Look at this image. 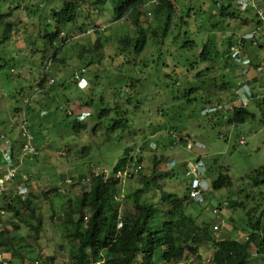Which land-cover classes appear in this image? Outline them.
Instances as JSON below:
<instances>
[{"label":"trees","instance_id":"16d2710c","mask_svg":"<svg viewBox=\"0 0 264 264\" xmlns=\"http://www.w3.org/2000/svg\"><path fill=\"white\" fill-rule=\"evenodd\" d=\"M34 1L0 0L1 43L8 44L7 48H9L14 37L18 39L19 35L24 36L30 32L33 36L40 38L46 49L51 51V66L53 64L68 65L66 58L69 56L67 55L65 58L66 51L71 50L74 55L76 52L78 62L74 64L81 62L82 65L74 68L71 75H65L66 82L72 77V83L75 86L76 82L73 77L75 72L84 69L87 72L88 68L96 65L97 61L102 59L110 64L108 67L111 70L114 69L119 74V80H114L121 85H114L110 96H107L106 93L95 95L93 87L90 86L92 81L89 80V85L84 90L85 94L70 97L64 92L61 93V96L58 92L60 88L68 92L69 89L65 81L56 87V83L48 84L47 79L49 78L46 77L41 80L40 86H37L38 89L33 90L36 92H32L31 97L26 99L23 108L16 111V118H19L20 122H23V117L29 121L27 114L36 115V107L44 109L45 117H49L53 111L51 107L54 106V111L62 109L66 119H74L71 132L79 136L81 133H86L88 125L84 121L85 119L79 115L75 116L70 109L69 103L76 102L81 108H90L92 112L89 113V116L97 118V122L92 128L93 135H96L98 125H104L106 126L105 138L110 139V142H114L113 140L119 142L118 148L121 149L122 140L120 139L133 123L129 114L130 105L135 103H133V92L130 88L143 84L181 86L184 83L179 78L180 73L176 65L182 66L185 69L184 73L190 75L192 72L191 76L194 79H201L218 71L221 60L224 65L217 84H208V79L205 81L203 78L200 86L184 90L186 93L182 92L185 99L183 104L197 101L198 110L214 125L226 124L236 127L256 118V115L249 111V105L241 106L236 101L234 89L241 80L248 83L253 91L255 85H258L264 92V81H262L264 80V66L261 65L264 62V37L257 36L253 39L240 37L239 42L234 44L230 35H226L227 37L224 36L220 40L216 37L205 40L203 35L192 36L193 26L189 27L192 22L190 21L192 19L191 9L188 8L187 0H53L45 6L39 5V1ZM224 1L225 3L215 2L217 12L214 17L216 20L215 24L210 25V30L224 31L227 27L232 28L237 20H241L246 26L253 25L257 15L249 18L244 14L248 11L253 13V8L243 9L241 5L232 0ZM106 9H109L110 12L106 13ZM43 12L46 17L44 23L41 21ZM17 14H19L21 29L12 26V19ZM24 14L29 15V22L34 25V29L27 28L23 19ZM85 14L88 16L85 17ZM83 16L87 18V21L83 20V23L80 24L79 19ZM103 19L113 24L115 22V30L109 31L108 25L103 26L104 22L108 24ZM74 25L78 26L77 30H74ZM184 30H188L184 34L185 37L182 33ZM79 32H82V35L86 37L90 36L93 43L89 44L90 46L85 43L78 44L76 40L81 37L78 35ZM235 46L243 50L246 49L251 56L253 68L249 69L247 74L238 73L237 76H233V73L229 71L231 66L233 71L237 70L230 60L232 49ZM176 51L181 54L174 58L172 54ZM132 52H135L137 57L143 55L142 59L136 60L135 57L132 59L130 55ZM163 52L167 58L164 67H170L172 70L171 73L164 76L151 70V66L154 67L161 59ZM58 54L59 58H57ZM154 54H156V58H153ZM175 62L176 65L172 68ZM260 66L262 69L258 70ZM2 67L0 66V69ZM230 73L233 77L232 80L230 79L231 81L228 79ZM50 92H53L54 95L49 97ZM125 92L130 94L124 95ZM253 94L254 99L251 101L260 108L264 122V94L257 98H255L257 93ZM36 96L40 98L35 101ZM59 96L64 99V104L57 102L56 98ZM154 98L157 97L154 96ZM164 100L165 102L171 101L166 98V95ZM168 106L166 107L163 103L157 107V110L155 108H151V110L156 112L158 117L159 115L164 116L167 114L165 113L167 108L170 107V110L176 107V105ZM207 106L219 107L214 113L203 114L202 110ZM23 110L26 112L18 115ZM136 120L137 118L135 122ZM156 128H159L158 125ZM159 130L161 129L159 128ZM168 136L173 138L174 145L180 144L183 148H185L186 141L192 139L191 135L187 133L184 137H179L173 129L168 133ZM221 137L225 136L221 135ZM156 143L155 149L158 154L151 159L152 168L149 175L142 174L141 151L130 152L136 145L132 149H124L122 157L118 159L107 175L91 171L86 177L87 173H81L85 164L71 163L74 172L80 174L77 175V179L82 182L86 181V189L75 200H66L65 204L62 202L66 197V192L68 194V187L75 183L74 177L70 180L66 179L59 189L57 187L50 190L43 188L41 193L38 191L34 193L29 186V197L24 201L17 196V185H14L12 191H9L10 203L7 204V210L12 214L13 221L11 223L15 230V236L6 234L3 227H0V256H2L0 264H8L9 261L11 262V258H17L21 262L24 260L21 251L14 245L15 237L27 243L25 238L19 234L22 227L30 228L34 232L35 240L42 233L44 220L42 215L37 213L38 206L33 200L37 193L43 200L50 203L51 209L55 205L52 195L56 194L60 198V204L55 205L56 208L52 209L49 220L51 223L57 220L60 222V247L63 249L67 247L70 254V259L64 261L63 264H174L185 260L187 252L198 257L201 246L206 242L211 243L213 247L211 264H264V208L261 207V204H257L254 215L253 208L246 209L247 205L241 198L246 195L245 198L250 199L251 194L248 192L242 193V197L229 199L220 204L218 209H221V205L226 206L227 204L226 207L231 209L232 213L241 215L243 223L242 225L237 223V225L243 236L235 239L234 235L230 233L233 237L226 235L224 238L216 239L210 224H199L193 216L187 214L186 210L191 201L188 200L186 193L180 195L163 190L161 180L164 178L174 179L179 173L169 170L160 171L159 165L162 162L166 163L169 157L163 153L165 145L162 146L159 141ZM35 147L39 150L42 145L35 143ZM90 149L92 146L85 147L82 150L81 158L87 157ZM27 156L30 155L27 154L24 161H33ZM34 160L37 164L38 156H35ZM2 164L0 152V171ZM89 166L90 164L87 165V167ZM127 167L129 171L124 173ZM64 168L59 170V174L57 173L58 181H64V177H66L64 172L75 176L70 168H66V170ZM21 173H23L22 167L18 174ZM212 173L210 170L209 175ZM25 175L27 176V174ZM32 175L34 177L35 173ZM138 175L140 179L135 182V177ZM247 180L255 187L264 186V166L248 175ZM127 181L134 182L135 186L128 194H125L123 191ZM230 185L231 178L221 167V171L219 169L217 177L213 180L212 190L217 191ZM65 189H67L66 192H64ZM152 192L156 193L152 195ZM261 196L263 197L262 194ZM58 208L60 211L57 210ZM217 212L220 211L217 210ZM64 242L66 243L63 246ZM39 257L44 260V264H56L53 258L49 257L46 260V258Z\"/></svg>","mask_w":264,"mask_h":264},{"label":"rangeland","instance_id":"374dc122","mask_svg":"<svg viewBox=\"0 0 264 264\" xmlns=\"http://www.w3.org/2000/svg\"><path fill=\"white\" fill-rule=\"evenodd\" d=\"M38 1L40 3L39 5L43 6L47 5L48 2H53V0H35L34 2ZM187 2L189 3L188 8L191 9L192 19L190 21L192 22L189 27L193 26L191 31L193 34L192 36L199 37L203 35L205 40L210 37H216L220 40V38L230 35L234 40V44H237L241 34H248L255 31L254 25H243L244 22H241V20H237L236 24L232 25V28L227 27L224 31L220 29L216 31L210 30V25L215 24L216 20L214 17L217 12L215 2L225 3V1L187 0ZM255 2L264 9V0H255ZM108 10L109 9L105 10L106 13L110 12ZM244 14L245 17L248 16L250 18L255 16L256 12L253 10V13L252 11H248ZM86 16L88 15L85 14V17ZM23 19L29 30L35 28L34 25L30 24L28 14H24ZM83 20L86 22L87 18H84V16L81 17L79 23H83ZM103 20L107 21L105 19ZM41 21L42 23L46 22L44 12L41 14ZM88 22L90 21L88 20ZM107 23L108 24H105L104 22L102 25H108L110 27L109 31H114L116 28L115 22L113 24L107 21ZM12 26L13 28H22V26L19 25V14L12 19ZM73 28H75L74 30H77L78 26L74 25ZM185 32H188V30L182 32L184 37ZM78 35L81 36L76 40L78 44L85 43L87 46H90L89 44L93 43L90 36V38L86 37L85 35H82V32H79ZM16 38L17 37H14L9 48H7L8 44L1 43L2 39L0 38V66H3L0 69V135L4 133V136L6 137H11L12 135H18L20 133V119L16 118V111L19 108H23L24 102L28 97H31L30 95L32 92H36L33 90L38 88L37 86L41 80L47 77L49 78L47 79L49 83L50 79H54L56 83L55 86L57 87L65 81V75H71L74 68L82 65L81 62L74 64L78 62L76 52L74 55L73 51L69 50V52L66 51L65 53V58L67 55L69 56L66 58L68 65H49L46 72L45 67L46 64H48L47 60L52 57V53L50 50L46 49L43 41L40 38L33 36L30 32L29 34H24V36L19 35L18 39ZM92 38H95V36H92ZM180 41H182V39H180ZM164 53L165 52L162 53L159 62L156 63L154 67L151 66L153 72H159L163 76L172 71L170 67H164L165 61L167 60ZM180 54L181 53L176 51L172 54V57L175 58ZM130 55L132 59L135 57L136 60L142 59L143 56L139 55L137 57L135 56V52H132ZM59 57L58 54L57 58ZM153 58H156V54L153 55ZM109 65L110 64H107L106 61L100 59L97 61L96 65H93L87 70V86L89 85V80L92 81L90 86L93 87L95 95L106 93L107 96H110L112 95L114 85H121L118 81L114 80H119V74L115 72L114 69L111 70V68L108 67ZM175 65L176 62L173 63L172 68H174ZM223 65L224 62L221 60L219 62L218 71L213 72V75H210L209 77L204 76L201 79H194L191 76L193 75L192 72H190V75L184 73L185 69L182 66L176 65L178 67V72L180 73L179 78L185 86L183 84L181 86H151L150 84H143L142 86H133L130 88L133 92V103H135L134 105H130L129 114L133 123L127 130V133L125 132L120 139L122 140L121 149L118 148V145L120 144L119 142H115L116 140L110 142V139L105 138L106 126L101 124L98 125L96 128V135H93L92 128L96 124L97 118L95 116H88V114L92 112L90 108H81L76 102L69 103L70 109L75 116H81L80 114L82 112L88 113L86 115L88 117L84 120L88 125L86 133H81L79 136H76L71 132L74 119H66L62 109L54 111V106H52V113H50L49 117H45V110L36 107L37 109L35 111H37V114H27V117L29 118L31 125L29 128H31L35 137L34 142L37 145H42L38 153L39 162L36 164V160L24 161L23 159V162L21 163L20 159L22 153L19 150L18 145L15 146L14 153L16 162H20L22 172L27 174L29 178L30 190L34 193L35 191L41 193V189L43 188L50 190L51 188L57 187L59 189L66 179L70 180V178L74 177L73 179L75 183L68 187V194L66 192L67 189L64 191L66 192V197L62 204H65L66 200L69 199L75 200L81 195L82 191L86 189V181L82 182L77 179L80 174L78 175L77 172H74L71 163L76 165L85 164L86 166L83 167L85 169L82 168L81 170L83 172L81 173H87L86 177L89 176V172L91 171L105 173L107 175L112 170L113 166H115L118 159L122 157L124 149H132L134 145H136V147L130 152L133 153V151H135L138 153L141 151L142 174L149 175L152 168L151 159L154 155L158 154V151L155 148L157 144L156 142L159 141L162 146L165 145L163 153L168 157L172 156V158L178 160V163L185 160H194L199 154H202L205 163L213 170L211 176L212 179L217 177L219 169L221 171V167L226 170L231 178V185L209 193L205 203H191L186 212L193 216L199 224L202 222L210 225L211 223L214 225L220 224L222 228L218 232H220L219 236L221 238L230 233L234 235V238L235 236L236 238H241L243 234L240 233L241 230L238 229L237 225V223H239V225H242L243 223V220L241 221V215H238V213H232L231 209L223 205H221L219 213L214 210H217L220 204H223L224 201L242 197V193L245 194L246 192L251 194L250 199H246V195L241 198V200L247 205L246 209L253 208L254 215L258 203L264 208V186L255 187L249 180H247L248 175L264 166V122L261 110L250 100L248 108L250 112L256 115L254 120L251 119L236 127L226 124L214 125L207 117L201 114L200 110H198L199 104H197V101L183 104L185 99L182 95V92L186 93L184 90L194 86H200V82L204 79L205 81L208 79V84H217ZM261 65L264 66V62ZM235 68L240 72L239 67ZM229 71L233 73V76L238 75L236 70L233 71L232 66ZM229 77V80L233 79L231 73ZM66 85L69 89L68 92H65L62 88H56L59 90L57 91L60 92V95L63 92L70 97H78L85 94V89L81 90L74 86L72 83V77L67 80ZM127 94L130 93H124V95ZM50 95H54L53 92H50L49 97ZM165 95L166 98L171 99L170 102H165ZM61 96H59V98L57 97L56 100L58 103L64 104V99ZM154 96L157 98H154ZM38 98L40 97L36 96L35 101ZM172 99L174 100L172 101ZM138 100L141 102H137ZM163 103L166 107L169 103V106L176 105V107L169 110L170 107L168 106L169 108H167L165 112L167 114L164 116L159 115L158 117L156 112H153L151 108L157 110V107H160ZM136 104H139V106H136ZM63 107L65 108V105H63ZM21 114L22 113H18V115ZM136 118L137 120L135 122ZM215 121L217 122V120ZM154 125L156 127L158 125L162 131ZM171 129H173L179 137H183L186 133L190 134L192 140H197L203 143L204 149L200 150L196 147L192 152H189L180 144L173 145V138L168 136ZM221 135L225 137L222 138ZM242 137L246 139L245 144L243 145L240 144V139ZM13 143L17 144V141L15 140ZM89 146H92L89 155L81 158L82 150ZM89 164L90 166L87 167ZM164 166L165 164L161 163L159 169L163 170L165 168ZM180 166H178V168H180ZM62 168H64V170L70 168V170L75 173V176H71L69 173L64 172L63 174L66 176L64 177V181H58L59 175H57V173L59 174V170ZM34 173L35 176L33 177L32 174ZM20 179L22 178H19L18 181H20ZM139 179L140 176H136L135 182ZM169 180L170 179L162 180V182L166 181L163 190L173 191L182 195L184 189H177V187L183 184L182 173H179L177 178L172 180V185L169 184ZM18 181H16V183ZM134 186V182L127 181L123 193L128 194ZM39 193L33 197V200H35L36 205L38 206L37 213L41 214L44 220L43 231L40 233L37 240H35L34 232L31 231L30 228L22 227L19 230V234L25 238L27 243L15 237L14 245L21 251L24 260L21 262L17 258H11V262L9 261L8 264H44V260L39 256L46 258V260L49 257L53 258L56 264H63L64 261L70 259L67 247L64 249L60 247V222L57 220L51 223L49 220V217L52 215V209L56 208L55 205L60 204V198H58L56 194L52 195V200H54L55 205L51 209L50 203L43 200ZM155 193L156 192H152V195ZM1 203L4 206L5 202L1 201ZM57 210L60 211V208ZM243 212L245 213V210H243ZM0 220L3 222L2 227L6 234H10L12 237L15 236V230H13L11 223L13 221L12 214L7 209L4 215H0ZM30 235H33V237H30ZM65 243L66 242H64L63 246ZM212 250V245L210 243L204 244L199 251L198 257H190V255L187 254L189 258L187 263L210 264L207 263L206 260L212 254Z\"/></svg>","mask_w":264,"mask_h":264},{"label":"clouds","instance_id":"9594fccd","mask_svg":"<svg viewBox=\"0 0 264 264\" xmlns=\"http://www.w3.org/2000/svg\"><path fill=\"white\" fill-rule=\"evenodd\" d=\"M232 1H234L236 4L241 5L243 9H245L246 7L247 8H249V7L253 8V10H255L256 15H257L256 20L253 22V25L255 26V31H253L252 33H248V34H241V37H243L244 39H253L254 37H257V36L264 37V33L261 30L262 28H264V9L261 8L255 2V0H232ZM240 46H242V45H240ZM230 60H231V63L234 64V67L240 68V72H238V70H236L237 73L247 74L248 70L249 69L251 70L253 68L252 62H251V56L246 51V49L243 50L242 48L237 47V46L233 47ZM47 61H48V64H46V67H45L46 72L49 68V65L52 63V57L50 59H48ZM261 69H262V67L260 66L258 68V70H261ZM86 73L87 72L85 69L75 72L73 77H74L75 82H76L75 86L78 89L83 90V89H86L88 87L87 86L88 80L86 78ZM241 78H243V76ZM53 83H55L54 79H50L48 84H53ZM238 84H237L236 88L234 89V92H235V96L237 99L236 101L241 106L246 107L249 105V101L254 99V94H253L254 92L257 93V96L255 98L262 97L264 94V92L261 90V88L258 85H255V88L253 91V88L248 83H246L245 81L239 80ZM38 86H40V85L38 84ZM36 89H38V88H35L34 90H36ZM32 97H34V96H32ZM217 107H219V106L204 107L202 110V113L203 114L214 113V112H216ZM25 112L26 111L23 110L20 113L24 114ZM87 114H88L87 112H82L80 114L81 115L80 117L82 119H86L90 115V114H88V116H86ZM20 123H21V125L19 127L20 133L18 135L17 134L12 135L11 137L4 136V133H2L0 135V152H1V156H2V162H3V164L1 165V171H0V215H4L6 209H8L7 204L10 203L9 191H12V188L14 185H17V187H16L17 196L20 197L22 201L26 200L29 197V186H30L29 180L24 173L18 174L20 167H21L20 162L21 163L23 162V159L25 158V156L27 154L30 155V156H27V157H30V160H34V157L38 156V153H39V150L35 147L34 134L30 131V128H29L30 121L26 120L23 117V122H20ZM19 137H20V140H19ZM15 140L17 141V144L13 143V141H15ZM240 144H242V145L245 144L244 137H242L240 139ZM17 145L19 146V150L22 153V157H21L19 163H17L15 158H14L15 146H17ZM26 145H29L28 149H25ZM196 147L200 150L204 149L203 143H201L200 141H197V140L189 139L186 141L184 149L189 151V152H192L194 149H196ZM132 156H133V154H132ZM204 160L205 159L203 158L202 154H199L196 157V159H194V160H185V161L178 163V160H176L175 158H172V156L171 157L169 156V159L167 160L166 163L162 162L165 164V166H164L165 168L163 170H160V171L169 170L171 172L176 171L178 173H182L183 184L181 186L177 187V189H179V188L182 190L184 189L183 193L187 194L186 196H187L188 200L191 201V203L196 202V203L202 204V203L206 202L207 195L211 192H214L212 190V183H213L214 179H212V177H211L212 174L209 175L210 170L212 172H213V170L210 167H208V164H206ZM178 166H180V168H178ZM137 169H138V167H137ZM128 171H129V169L127 167L125 169L124 173H128ZM9 172L13 173L12 176L8 175ZM19 178H22V179H20V181H18ZM176 178L170 179L169 184L172 185L173 184L172 180H175ZM163 180H166V178H164ZM16 181H18V182L16 183ZM161 183L164 186L166 181L162 182V180H161ZM25 191H26V193L23 194ZM169 192H173V191H169ZM193 192L197 193V197L192 196ZM174 193H176V192H174ZM1 201L5 202L4 206L2 205ZM226 206H227V204H226ZM217 210H219V209H217ZM217 210H214V211H217ZM202 223H205V222H202ZM206 224H208V223H206ZM2 225H3V222L0 220V227H2ZM211 226H212V229L214 230V233H213L214 237L216 239L221 238L219 236L220 232H218V231L221 230L222 226L220 224L214 225L212 223H211ZM229 235H231V234H227V236H229ZM222 238H224V237H222ZM235 239H236V236H235ZM206 243H209V242H206ZM206 243H204V244H206ZM212 249H213V247H212ZM200 250H201V248H200ZM212 253H213V250H212ZM187 254H189L190 257H192V255L189 252H187L185 260H181L180 262L174 263V264H189V263H187V261L189 259ZM211 257H212V254L206 260L207 263L211 264ZM1 258H2V256H0V259ZM36 263H38V262H36ZM94 264H99V263H94Z\"/></svg>","mask_w":264,"mask_h":264},{"label":"built area","instance_id":"2783aa9c","mask_svg":"<svg viewBox=\"0 0 264 264\" xmlns=\"http://www.w3.org/2000/svg\"><path fill=\"white\" fill-rule=\"evenodd\" d=\"M261 30H262V32L264 33V28H262ZM241 142H242V141H241ZM28 148H29V145H26V146H25V149H28ZM12 174H13L12 172H9L8 175H9V176H12ZM25 193H26V191H25L23 194H25ZM192 196L197 197V193H196V192H193Z\"/></svg>","mask_w":264,"mask_h":264}]
</instances>
